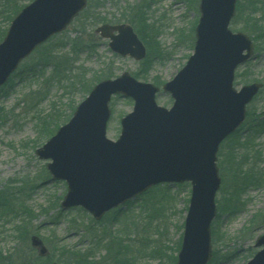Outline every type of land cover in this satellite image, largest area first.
Instances as JSON below:
<instances>
[{
  "label": "rangeland",
  "instance_id": "374dc122",
  "mask_svg": "<svg viewBox=\"0 0 264 264\" xmlns=\"http://www.w3.org/2000/svg\"><path fill=\"white\" fill-rule=\"evenodd\" d=\"M258 1L241 0L240 14L237 12L230 25L233 33L242 32L255 44V58L236 71L234 87L238 91L254 82L264 84V30L256 31L244 18L247 13L255 11L254 18L262 20L264 28V0L258 10L252 9V3ZM199 4L200 0H88L85 12L65 32L26 59L18 68L11 86L8 82L0 89V195L11 199L17 211V215L7 219L0 214V254L2 257L11 256L13 262L10 264H45L50 256L52 262L61 264L57 261L61 255L56 244L82 251L95 233L99 236L104 230L120 239L113 254L120 245L129 246L130 264H176L174 259L177 260L181 248L192 194L189 183L158 185L96 222L82 208L61 209L67 185L52 179L47 170L50 161L40 160L36 150L57 131L50 136L42 135L40 120L53 114L59 116L61 124L58 129L68 123L72 109L88 97L90 92L85 91L105 80L104 75L112 72L109 79H117L129 73L136 78L141 72L146 80L136 78L138 81L153 85L159 82L156 86L159 85L160 89L172 81L193 54ZM7 5L10 1L0 10V32L10 26L6 19ZM140 14L146 21L143 30L134 24ZM107 23L130 24L137 34V30L142 31L148 46L147 59L150 56L155 58L147 73L142 72L147 59L136 62L121 58L111 52L108 41L95 33L98 27ZM61 43L62 47L58 46L47 54L52 44ZM62 61L65 63L56 68L55 64ZM42 62H48L41 69L44 76L42 73L34 77L26 75V69ZM244 74H247L246 78L241 77ZM83 83L88 84L84 89ZM156 102L165 109H171L173 105L171 97L162 90ZM133 107L134 102L130 99L112 98L106 135L109 140H118L121 119L130 114ZM248 111L247 124L237 135L228 138L218 151V166L224 155L229 163L223 162L224 171L220 170L222 183L216 196L218 213L211 225L213 257L209 264H247L260 250L254 247L255 240L264 235V88ZM252 127L255 129L249 130ZM259 130V134L255 133ZM237 138L240 146L235 148ZM230 153H234L235 161L242 165L241 174L251 173L256 180L251 184L240 179L243 191L238 192L233 201L229 199L230 194L234 195L235 179ZM227 205H231L230 208L222 211L221 207ZM24 207L30 209L31 214H24ZM24 220H29L28 234L19 239L16 229L24 224ZM33 235L48 248L47 257H39L37 250L32 248L30 240ZM104 254L105 251L93 261L105 264ZM113 261L111 257L109 263ZM9 263L0 261V264Z\"/></svg>",
  "mask_w": 264,
  "mask_h": 264
},
{
  "label": "water",
  "instance_id": "95a60500",
  "mask_svg": "<svg viewBox=\"0 0 264 264\" xmlns=\"http://www.w3.org/2000/svg\"><path fill=\"white\" fill-rule=\"evenodd\" d=\"M237 0H201L194 54L176 77L163 86L174 100L168 110L156 103L160 89L129 73L93 88L73 117L42 148L40 160L64 181L68 192L62 210L81 207L96 221L106 213L160 184L191 183L192 196L177 264H208L212 258L211 224L221 186L217 154L221 143L245 121L247 105L261 84L233 88L236 69L253 57L248 36L230 31ZM87 7V0H34L13 20L0 44V87L20 63L52 36L66 30ZM110 40L113 53L136 61L147 52L128 25H103L96 30ZM134 101L121 120V135L106 137L112 96ZM264 222V220H263ZM39 255L43 242L31 238ZM263 248L248 264H264Z\"/></svg>",
  "mask_w": 264,
  "mask_h": 264
},
{
  "label": "trees",
  "instance_id": "16d2710c",
  "mask_svg": "<svg viewBox=\"0 0 264 264\" xmlns=\"http://www.w3.org/2000/svg\"><path fill=\"white\" fill-rule=\"evenodd\" d=\"M9 1H10V5H11L12 9L10 11L9 10L10 5H7L6 6V8H8L7 9L8 17L6 16V19H7V22H10L11 23L12 20L15 18V16L28 3L32 2L33 0H1V2H0V10L2 8H4V5L6 3H9ZM240 3L242 4L241 0L238 2V8H237L238 9V14H240V8H241ZM262 4H263V1L262 0H259L258 3H252V5H254V7L252 9H256L257 8V10H258V8L261 7ZM254 15H256V12L255 11L251 12L250 14L247 13L246 16H244V18L247 19V21H248L249 24H252L253 25L252 28L255 29L256 31L264 30V28L262 26L263 21L262 20H257L256 21V19L254 18ZM135 19L136 20H135V23L134 24L139 25L142 28V30H143L144 29V25L146 24V21L144 22L142 15L140 14V16H137ZM6 32H7V30H5L4 32L3 31L0 32V42L5 37ZM137 32H138L139 37L141 38V40L145 43L146 42V40H145L146 38L144 37L142 31H138L137 30ZM62 44L63 43H61L59 45L58 44H52V49H50V51L47 52V54H51V51L53 49H56L58 46H61L62 47ZM154 59H155L154 57L152 58L150 56L143 63L142 72L147 73V71H149V69L151 68V64H152V62H153ZM47 63L48 62H46V63L42 62L40 64H37L35 66L30 67V69H26L25 70L26 75H29V76L32 75V77H34V76L37 75V73L38 74L39 73H42L41 75L44 76V72L41 71V69H42V66L47 65ZM64 63L65 62H63V61L60 62V64L57 63V64H55V67L56 68H60V66L62 64H64ZM31 72H33L34 74H31ZM22 74L23 73L20 74V77H21ZM16 75H17V73H16ZM16 75L13 76L14 79H15V76ZM112 75H113L112 72L109 73V74H106V75H104L103 79L112 78ZM246 75L247 74L241 75V77L246 78L247 77ZM13 77L9 81L10 82L9 83L10 86L14 82ZM136 78L146 80V78L144 76H142V73L141 72L136 75ZM99 80H96V82L99 81ZM80 83H82V82H80ZM155 84L157 85V84H159V82H155ZM84 85L87 86L88 84L83 83V89H84ZM91 89H92V87L90 89H87L85 91V93L90 92ZM74 111H75V107L72 109V115H73ZM248 118H250V112H249ZM40 123L42 124V126H41V130L43 132L42 135H45V136H50L51 134H53V132L56 129L58 130V127L61 124L60 123L59 116L58 115H53V114L49 115L47 117V119L40 120ZM249 139H250V137H249ZM249 142L251 143L252 141H249ZM248 143H246V144H248ZM234 146H235V148L237 146H240L239 139H238V142L237 141L235 142V145ZM221 157H222V161H220V167L219 168H220L221 172H223L224 171V164H223V162L224 163H229V161H226V156L225 155L224 156H221ZM229 158H230L231 163H234V166H232V168L234 169V178H235L234 179V186H232L234 188V195L233 194L232 195L230 194V196H229V199L231 201H233V199H237L236 195L238 194V192L243 191V184L241 182L242 180H243L244 183H249L250 182L251 184H253V183L255 184L256 183V180H255V177L253 176V174H251V173L243 172L241 174L242 165H240L238 161L237 162L235 161V155H234V153H230ZM240 179H242V180H240ZM12 204H13V202L11 201V199H8L7 196L5 197L4 195H0V214L2 215L3 218L7 219L9 216H12L13 214L14 215H17L16 214L17 211L15 210L16 208H14ZM230 206L231 205H227L226 208L221 207V210L222 211L228 210L230 208ZM23 210H24V214H27V215L31 214V212H32L30 209L28 210L27 207H24ZM114 221L116 222V219ZM28 222H29V220H24V224L23 225H20L16 229L18 231V233H19L18 234V238L19 239H22L24 235H27L28 234V230H29V223ZM213 233L215 234V230L213 231ZM118 240H120V239L117 238V237H115V236L112 237L109 234L108 230H104L102 232V234H100L99 236L95 233V235L93 236L92 241H90V243L86 247V249H83L82 251H78L77 252L74 248L73 249H71V248H65V247L61 246L60 244L59 245L56 244L55 245L56 246V249H58V252L61 255L60 258L57 259V261L59 263H61V264H96L97 262H94L93 259H96V256L97 255H99L100 253H102L103 251H105V254L103 256V258L105 259V261H104L105 264H110L109 261H111V257L114 260L113 263H117V264H130V262H132V258H130L128 256L129 255V246H124L122 244V245H120V249H118L113 254L114 248L116 247V243H117ZM214 243H216V242H214ZM123 252L125 253V255H123ZM2 258L4 260H0V261H6L7 263L13 262V261H10V259L12 258L11 256L10 257H2V254H0V259H2ZM103 258H102V260H103ZM51 260H52V256L48 257L44 261V263L45 264H49V263L52 262ZM113 263H111V264H113ZM174 263H176V258L174 259ZM99 264H100V262H99Z\"/></svg>",
  "mask_w": 264,
  "mask_h": 264
}]
</instances>
